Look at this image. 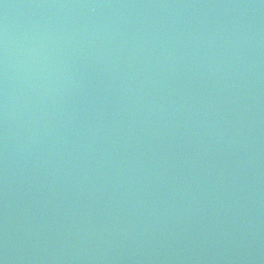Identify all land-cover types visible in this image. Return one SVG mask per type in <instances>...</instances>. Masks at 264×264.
<instances>
[{
	"label": "water",
	"instance_id": "1",
	"mask_svg": "<svg viewBox=\"0 0 264 264\" xmlns=\"http://www.w3.org/2000/svg\"><path fill=\"white\" fill-rule=\"evenodd\" d=\"M0 264H264V0H0Z\"/></svg>",
	"mask_w": 264,
	"mask_h": 264
}]
</instances>
